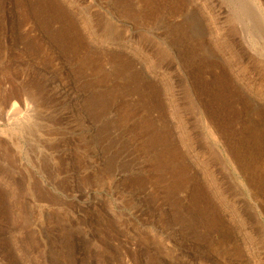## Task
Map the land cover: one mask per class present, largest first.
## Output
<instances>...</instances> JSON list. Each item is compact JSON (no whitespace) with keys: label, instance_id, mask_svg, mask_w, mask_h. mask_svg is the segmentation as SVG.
I'll return each instance as SVG.
<instances>
[{"label":"rangeland","instance_id":"1","mask_svg":"<svg viewBox=\"0 0 264 264\" xmlns=\"http://www.w3.org/2000/svg\"><path fill=\"white\" fill-rule=\"evenodd\" d=\"M0 264H264V0H0Z\"/></svg>","mask_w":264,"mask_h":264}]
</instances>
